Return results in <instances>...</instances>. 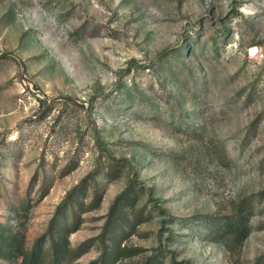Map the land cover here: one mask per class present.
Returning a JSON list of instances; mask_svg holds the SVG:
<instances>
[{
    "label": "rangeland",
    "instance_id": "rangeland-1",
    "mask_svg": "<svg viewBox=\"0 0 264 264\" xmlns=\"http://www.w3.org/2000/svg\"><path fill=\"white\" fill-rule=\"evenodd\" d=\"M0 224L37 264H264V0H0Z\"/></svg>",
    "mask_w": 264,
    "mask_h": 264
},
{
    "label": "trees",
    "instance_id": "trees-1",
    "mask_svg": "<svg viewBox=\"0 0 264 264\" xmlns=\"http://www.w3.org/2000/svg\"><path fill=\"white\" fill-rule=\"evenodd\" d=\"M127 190L128 188L116 196L113 205L121 202L122 199H124ZM236 222L238 223V219H228L224 223L223 229H229L231 231L232 228L236 226ZM57 225L59 226L57 227L54 236L51 237L50 246L51 252L55 259L68 254L70 250L69 241L67 238L69 227L66 224V220L62 219V222ZM247 232L248 227L246 225L245 228L242 227L236 235L241 240L247 234ZM18 234L19 232L13 231L12 229H5L4 225L0 224V257L9 261L17 257H21L20 264H37V261L39 260V254L42 252V248L40 246H34L30 250H26L24 248L23 242L18 240ZM117 255L116 249L105 251L102 255L101 264H115Z\"/></svg>",
    "mask_w": 264,
    "mask_h": 264
}]
</instances>
